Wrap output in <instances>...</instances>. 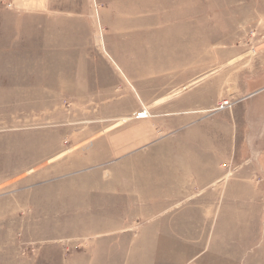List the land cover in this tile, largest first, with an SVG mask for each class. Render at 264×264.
Instances as JSON below:
<instances>
[{
    "label": "rangeland",
    "instance_id": "374dc122",
    "mask_svg": "<svg viewBox=\"0 0 264 264\" xmlns=\"http://www.w3.org/2000/svg\"><path fill=\"white\" fill-rule=\"evenodd\" d=\"M49 7L0 0V264H264V0Z\"/></svg>",
    "mask_w": 264,
    "mask_h": 264
},
{
    "label": "crops",
    "instance_id": "0c3cea01",
    "mask_svg": "<svg viewBox=\"0 0 264 264\" xmlns=\"http://www.w3.org/2000/svg\"><path fill=\"white\" fill-rule=\"evenodd\" d=\"M51 0H13L16 10L24 15L40 17L50 9ZM151 132H153L151 130ZM115 150V148H114Z\"/></svg>",
    "mask_w": 264,
    "mask_h": 264
}]
</instances>
